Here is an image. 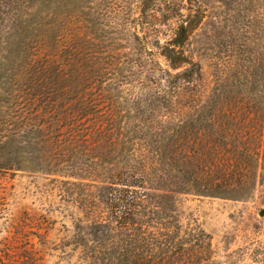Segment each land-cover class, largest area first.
Listing matches in <instances>:
<instances>
[{"label":"trees","instance_id":"obj_1","mask_svg":"<svg viewBox=\"0 0 264 264\" xmlns=\"http://www.w3.org/2000/svg\"><path fill=\"white\" fill-rule=\"evenodd\" d=\"M254 1L264 33V0ZM39 2L0 0V172L64 176L74 165L55 163H104L92 185L107 212L80 227L83 264H199L206 250L193 231L181 235L179 197L245 200L264 163L257 17H247L251 44L232 55L238 71L221 58L204 97L203 67L185 50L192 28L175 4L138 0V14L115 27L99 14L48 18ZM153 13L179 20L165 44L149 39Z\"/></svg>","mask_w":264,"mask_h":264},{"label":"rangeland","instance_id":"obj_2","mask_svg":"<svg viewBox=\"0 0 264 264\" xmlns=\"http://www.w3.org/2000/svg\"><path fill=\"white\" fill-rule=\"evenodd\" d=\"M51 1L41 0L36 12L44 10V16L49 12L48 18H52L51 13L56 10L60 20L68 18L74 23L89 22L99 14L103 23L117 27L123 17L132 19L139 11L138 0H53L55 4ZM226 1L230 2L166 0L164 4L165 8L175 4L192 28L185 50L203 67L199 85L204 97L216 88L221 58L231 62L229 75L238 71V66H233L236 56L232 55L238 53L241 44H251L249 16L254 20L257 17L260 24L258 44L260 53L264 52L262 6L255 1L235 0L228 8ZM252 9H258L260 15L248 11ZM152 17L149 39L165 44L172 38L179 20L174 18L165 24L158 13ZM161 61L165 66V61ZM55 164L62 168L74 165V170L63 172L64 176L0 172V264H83L80 252L75 251L76 243L80 242V235L87 233V230L80 233V227L105 211L92 185L93 180L104 177L103 172L95 174V168L104 163ZM259 164L256 189L245 200L179 197L176 215L182 225L181 235L189 241L193 231L201 239L198 247L206 250L199 264H264V217L260 216L264 209V163ZM72 172L76 178L69 177ZM151 175L154 179L156 174ZM186 247L190 248V244Z\"/></svg>","mask_w":264,"mask_h":264},{"label":"water","instance_id":"obj_3","mask_svg":"<svg viewBox=\"0 0 264 264\" xmlns=\"http://www.w3.org/2000/svg\"><path fill=\"white\" fill-rule=\"evenodd\" d=\"M260 216L264 217V209L260 211Z\"/></svg>","mask_w":264,"mask_h":264}]
</instances>
